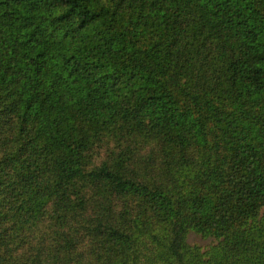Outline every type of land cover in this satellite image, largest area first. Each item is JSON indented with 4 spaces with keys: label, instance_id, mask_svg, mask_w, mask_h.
Returning a JSON list of instances; mask_svg holds the SVG:
<instances>
[{
    "label": "trees",
    "instance_id": "1",
    "mask_svg": "<svg viewBox=\"0 0 264 264\" xmlns=\"http://www.w3.org/2000/svg\"><path fill=\"white\" fill-rule=\"evenodd\" d=\"M0 264H264V0H0Z\"/></svg>",
    "mask_w": 264,
    "mask_h": 264
},
{
    "label": "rangeland",
    "instance_id": "2",
    "mask_svg": "<svg viewBox=\"0 0 264 264\" xmlns=\"http://www.w3.org/2000/svg\"><path fill=\"white\" fill-rule=\"evenodd\" d=\"M188 240L193 244H199L203 247H206L214 242L213 238L202 237L201 235L193 231L189 233Z\"/></svg>",
    "mask_w": 264,
    "mask_h": 264
}]
</instances>
